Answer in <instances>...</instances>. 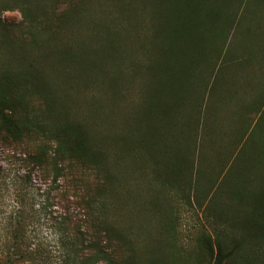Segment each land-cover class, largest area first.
Returning <instances> with one entry per match:
<instances>
[{"label":"rangeland","instance_id":"1","mask_svg":"<svg viewBox=\"0 0 264 264\" xmlns=\"http://www.w3.org/2000/svg\"><path fill=\"white\" fill-rule=\"evenodd\" d=\"M2 1L0 67L8 61L26 67L23 58L48 50L31 42L20 13L2 10ZM37 1V18L48 10L50 19L53 9L70 17L58 38L73 35L77 54L86 58L71 66V84L82 88V74L97 80L87 91L67 89L64 114L90 124L91 142L101 146L115 177L111 222L130 245L129 264H264V0H208L212 15L196 22L189 12L191 40L181 29L173 32L165 1L147 0L144 9L131 11L128 0H82L76 24L63 1ZM52 59L49 70L58 71ZM110 70L116 71L114 87ZM158 99L171 112L151 116ZM150 123L159 146L151 147ZM12 134L7 145L0 140V264H58L59 209L37 172L27 173L19 160L20 131ZM247 142L233 172L243 168L255 180L235 173L214 190L223 159H232L226 154ZM181 150L193 170L198 163L200 175L193 171L190 178V170L155 183L151 154ZM122 248L118 243V255Z\"/></svg>","mask_w":264,"mask_h":264},{"label":"trees","instance_id":"2","mask_svg":"<svg viewBox=\"0 0 264 264\" xmlns=\"http://www.w3.org/2000/svg\"><path fill=\"white\" fill-rule=\"evenodd\" d=\"M56 1H63L65 9L72 11L76 17L72 24H76V19L79 21V17L83 14L82 11L77 12L82 0ZM163 1L167 4L164 5ZM158 2L169 9L166 18L174 28L173 32L176 33L181 29L187 33V36L189 35L190 40L196 35L195 29L190 25L194 19L189 22L192 17L189 12H194L197 22L207 14L212 15L209 12L214 11L208 0H159ZM39 3L37 0H3L1 4L2 10H17L23 23L29 27L31 42L35 45H46L48 50V53L37 54L29 60L23 58L21 61L26 67L22 66L21 62L20 65L12 67L9 61L1 65L0 87L9 83L0 90V129L6 133L0 135L1 144L7 145L12 141L8 135L13 137L14 129L20 131V136L17 138L19 160L25 168H28L27 173L37 172L41 182L47 186V199L51 195L49 199L59 209L58 216L54 218L56 246L60 260L58 264H117L119 261L121 264H129L133 261L129 255L130 245L124 239L122 232L111 222L115 203V177L104 160L101 146L91 142L90 124L84 120L69 119L64 114L67 89L71 93L73 87L75 90L87 91L95 87L97 80L94 81L88 75L82 74V88L71 84L70 81L74 78L71 66L73 63H79L84 57L77 54V48L74 47L77 41L73 39V35L66 41L58 38L61 28L70 17L67 14L66 19V12L63 9L59 11L53 9L50 19L46 16L48 10H41V18H37L35 7ZM147 3V0H128L124 6L125 9L134 11L137 7L144 9ZM186 17L188 25V22L184 21ZM50 58H53L52 61L58 71L52 67L49 70ZM85 59L82 63L86 62ZM84 65L88 69L90 62ZM116 71L110 70L109 85L112 87L115 84ZM10 85L15 89V94L10 93L8 88L11 87ZM67 106L69 107L68 103ZM14 111L19 119L15 124L12 123L11 118ZM163 111L165 114L171 112L170 107L166 108L162 100L153 101V107L149 110L151 116ZM259 124L260 120L255 129L249 130L248 142L252 140L251 135L256 132ZM149 127L151 147L159 146L161 140L158 138L160 135L156 131L157 127L152 123ZM248 142L241 143L235 153L239 142L233 144L232 150L230 149L226 154L228 157L232 156V159L230 162L223 159L225 163L216 175L214 190L218 191L223 182L228 183L235 173L241 175L244 182L255 180V175L248 170L242 172L243 168L239 170L237 167L236 172H233L236 165L234 162L238 160L245 147L249 146ZM151 159L154 168L160 170L159 172L157 169L153 176L157 184L162 182V176H187L192 170L190 177L192 178L194 174L196 177L201 173L198 163L194 170V164L186 163L191 158L182 150L172 155L163 152L159 155L151 154ZM114 161L115 159L112 163ZM244 218L242 224L245 223ZM118 243L128 250L122 248L118 255Z\"/></svg>","mask_w":264,"mask_h":264}]
</instances>
